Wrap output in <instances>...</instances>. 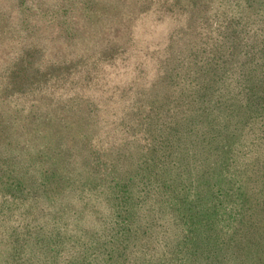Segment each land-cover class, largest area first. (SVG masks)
<instances>
[{
    "label": "rangeland",
    "instance_id": "obj_1",
    "mask_svg": "<svg viewBox=\"0 0 264 264\" xmlns=\"http://www.w3.org/2000/svg\"><path fill=\"white\" fill-rule=\"evenodd\" d=\"M260 28L263 0H0V264H264Z\"/></svg>",
    "mask_w": 264,
    "mask_h": 264
},
{
    "label": "trees",
    "instance_id": "obj_2",
    "mask_svg": "<svg viewBox=\"0 0 264 264\" xmlns=\"http://www.w3.org/2000/svg\"><path fill=\"white\" fill-rule=\"evenodd\" d=\"M264 1V0H263ZM251 32L248 33V38H246L245 41L247 43L244 44V46H248V49L245 50L243 47L239 49L240 52V57L241 59L238 61L241 64H244L245 62L249 61L250 59H258L257 61L258 64H260V57L258 55L263 54L264 48L262 46L264 42V29L260 28L255 31H253L252 35ZM255 51V53H254ZM247 53H250L252 56L253 53L254 55L252 57H249ZM124 57V56H122ZM126 56L124 57V60H126ZM109 61V60H108ZM254 62V61H253ZM115 63V62H114ZM149 65V63H147ZM256 65V64H255ZM115 68H119V65L116 63L114 64ZM135 68V67H134ZM233 74V73H232ZM223 75H230V69H227L226 71L222 72V70H215L210 73V76L223 79ZM242 82H249V79L247 78V73H245L244 76H242ZM125 92V89L123 90L122 93ZM114 162V163H112ZM118 170L122 172V167L119 166V163L116 161V159L112 160L111 163L109 164L108 168L103 174H100L99 171H94L93 177H92V184L98 187L100 182H104L109 184H113V186H110V191L107 192H101L100 194H105L110 202L109 208L113 210L114 213V219H113V224L114 228L113 230L120 229L123 227L122 218H123V210L128 207L126 204V197L125 193L122 192L121 190V185L123 184L125 178H121L120 175L118 176ZM125 240H128L126 238ZM117 246L119 248H124L123 246V239L119 238L117 241Z\"/></svg>",
    "mask_w": 264,
    "mask_h": 264
}]
</instances>
